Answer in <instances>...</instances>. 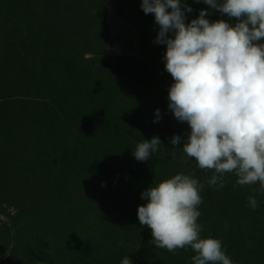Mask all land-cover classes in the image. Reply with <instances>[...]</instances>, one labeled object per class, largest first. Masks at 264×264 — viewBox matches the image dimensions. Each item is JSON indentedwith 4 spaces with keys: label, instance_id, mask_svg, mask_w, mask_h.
<instances>
[{
    "label": "rangeland",
    "instance_id": "1",
    "mask_svg": "<svg viewBox=\"0 0 264 264\" xmlns=\"http://www.w3.org/2000/svg\"><path fill=\"white\" fill-rule=\"evenodd\" d=\"M111 2L0 0V264H115L117 255L116 264L125 256L193 264L191 248L155 247L137 216L141 193L178 172L203 185L201 237L221 240L233 264H264L259 184L239 186L225 173L223 187L210 185L214 172L173 147L172 136L190 129L168 108L173 80L166 45L155 42L159 25L141 0ZM184 3L186 22L201 9L209 21L235 22L202 0ZM114 96L123 105L117 117L97 107ZM102 121L111 123L99 128ZM153 135L159 154L137 161L136 145ZM249 196L260 202L255 210Z\"/></svg>",
    "mask_w": 264,
    "mask_h": 264
},
{
    "label": "clouds",
    "instance_id": "2",
    "mask_svg": "<svg viewBox=\"0 0 264 264\" xmlns=\"http://www.w3.org/2000/svg\"><path fill=\"white\" fill-rule=\"evenodd\" d=\"M202 2L235 22L209 21L205 9L186 22L192 8L184 0H141L143 12L159 25L155 42L166 45L164 66L173 80L168 108L190 129L170 143L182 145L199 170L214 172L210 185L223 187L221 177L234 173L236 185L259 184L257 191L264 194V0ZM159 118L156 109L154 122ZM161 145L153 135L139 142L133 155L147 161ZM202 187L195 173L183 172L150 184L141 193L146 203L137 206L140 225L150 228L155 247L172 253L191 248L193 264H233L221 240L201 237ZM248 202L253 210L259 207L255 196ZM121 264L132 261L125 256Z\"/></svg>",
    "mask_w": 264,
    "mask_h": 264
},
{
    "label": "trees",
    "instance_id": "3",
    "mask_svg": "<svg viewBox=\"0 0 264 264\" xmlns=\"http://www.w3.org/2000/svg\"><path fill=\"white\" fill-rule=\"evenodd\" d=\"M104 2H108L110 5H113L112 4V2H111V0H103ZM97 4H100V1H97ZM121 7V6H120ZM121 10L122 11H131V10H128V5L124 2V3H122V8H121ZM97 18H99V22L100 23H103L104 22V17L102 18V14H101V12H100V14L98 15V17ZM101 19V20H100ZM58 35V34H57ZM97 69V67L93 64L92 65V67H90L89 68V70H88V75H91L92 76V74L94 73V71ZM105 105H107L109 108H114L113 110H115V114H116V117L120 114V112H121V107L123 106V105H120V102L119 101H117V98H116V96H114V97H110V98H104V97H102V100L99 102V104L97 105V107H102V106H104V108H105ZM121 107H120V106ZM120 121L122 124H123V121H122V118H120V119H117V118H115V122H117V121ZM110 123H111V121H110ZM110 123H108V124H110ZM108 124H106L105 123V121H102V122H100V123H98V127L100 128V127H105V126H108ZM88 127H89V124L87 125ZM144 203H146L145 201H142V202H139L137 205H142V204H144ZM240 219V218H239ZM118 251H120V250H118ZM112 260H113V262L116 264V263H118L119 262V255H117L116 257H112Z\"/></svg>",
    "mask_w": 264,
    "mask_h": 264
}]
</instances>
